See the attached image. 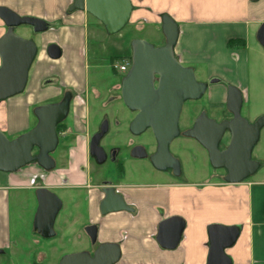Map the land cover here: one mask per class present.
<instances>
[{
	"label": "crops",
	"instance_id": "1",
	"mask_svg": "<svg viewBox=\"0 0 264 264\" xmlns=\"http://www.w3.org/2000/svg\"><path fill=\"white\" fill-rule=\"evenodd\" d=\"M70 1L0 0V6L21 16L42 18L50 25L36 34L38 43L32 38L37 45V54L23 92L0 102V130L5 134L16 137L29 130L34 117L31 116L32 107L58 96L63 87L78 95L90 96L92 93L83 64V42L88 35L89 18L93 16L81 10L69 12ZM130 1L133 10L129 23L152 24L162 40L161 15H169L178 24L174 47L177 59L185 66H192L195 72L201 70L200 66H208L204 74L197 77L200 80L210 76L222 80L215 90H211L209 98L214 92L224 97L226 84L238 87L244 98H250L248 90L243 89L249 86L250 58L246 53L249 47L253 50L260 47L257 42L252 43V37L264 22V0ZM230 39H241L245 46L230 48L227 46ZM52 43L60 48V56L53 60L46 54L47 46ZM263 93L258 92L259 98H264ZM209 98L212 103L220 100ZM74 125L81 127L79 119ZM71 166L74 169L75 165ZM62 172L59 171L61 175ZM42 173L35 165H25L14 172L0 171V249L3 252L12 251L14 247L10 240V204L17 200L19 191L27 192L34 200V212L29 217L33 221L37 205L35 189L43 184L61 185L47 179L39 183L37 178H41ZM255 176L258 179L249 178L237 184L213 176L198 182L168 176L164 181L152 183L121 180L115 184V189L126 204L134 207L133 212H111L102 216L95 199H91V209L86 215L88 220L98 224L99 241L119 244L120 258L116 264H206L208 228L222 225L224 221L227 225L222 226L240 227L242 224L234 244L225 249L232 264H264V170ZM71 183L75 184L74 181ZM58 189L64 190L66 202L72 200L74 206L80 203L78 193L69 192L71 188ZM173 216L184 221L182 236L176 247L162 248L156 241L158 227L163 220ZM66 221L64 226L69 224ZM77 243L79 249L72 252L86 250L82 243Z\"/></svg>",
	"mask_w": 264,
	"mask_h": 264
},
{
	"label": "water",
	"instance_id": "2",
	"mask_svg": "<svg viewBox=\"0 0 264 264\" xmlns=\"http://www.w3.org/2000/svg\"><path fill=\"white\" fill-rule=\"evenodd\" d=\"M257 1V0H250ZM81 10L98 20L107 34L120 31L130 19L133 6L130 0H73L69 12ZM0 20L5 31L0 35V102L23 92L30 67L37 54V45L33 39L17 34L15 28L20 25L32 27L34 32L48 29L49 23L42 18L21 16L6 6H0ZM160 29L164 43L154 46L142 38L130 42L131 64L121 80V96L125 105L139 113L129 124L132 133H141L150 129L157 143V150L150 155L152 166L158 170L173 169V175H179V161L169 152L170 143L178 136L193 138L207 152L209 164L214 169L223 168L226 174L222 180L226 183L243 182L258 168L259 163L251 159V152L258 141L259 132L264 127V114L254 122L241 116L242 94L234 85L226 87L227 111L232 114L230 120L216 122L201 112L191 128L180 131L179 118L187 100H198L206 92L207 82L198 81L195 70L183 65L174 54L178 39V24L167 14H162ZM256 41L264 49V22L257 28ZM51 59L60 56V48L52 43L46 48ZM218 78L209 83L218 82ZM71 93L55 103L37 105L32 109L36 123L29 130L9 139L0 130V171L14 172L21 167L36 162L46 170L53 169L54 159L50 153L58 141L56 126L67 115ZM229 143L225 149L218 145L225 133ZM104 131L93 135L90 141L92 154L101 153L99 139ZM38 152L32 154L33 148ZM146 157V154H142ZM102 162L103 158H98ZM100 201V213L132 211L125 204L121 194L114 187L103 189ZM37 208L32 221V230L41 237L55 235L53 228L55 217L62 202L58 196L45 187L35 189ZM184 221L176 216L163 220L156 236L162 248L177 246L182 236ZM96 226L85 227L92 244L96 240ZM240 232L238 226L211 225L208 228L209 253L206 264H232L225 249L232 246ZM0 253L3 250L0 249ZM120 258V246L117 242H100L94 250H80L63 254L58 264H116Z\"/></svg>",
	"mask_w": 264,
	"mask_h": 264
},
{
	"label": "flooded vegetation",
	"instance_id": "3",
	"mask_svg": "<svg viewBox=\"0 0 264 264\" xmlns=\"http://www.w3.org/2000/svg\"><path fill=\"white\" fill-rule=\"evenodd\" d=\"M72 2L73 0L70 1V5L72 4ZM70 5L68 6V8L70 7ZM22 26L29 27V29L34 35L41 33V32H37V33L34 32L32 30V27L28 25H20L16 27L15 30ZM49 27L50 25L48 26V28ZM103 30H104V27H103ZM160 45H162V43ZM119 49H122V47L119 46ZM130 54L131 53H128V54L127 53H122V54L115 53L108 57V62H109L108 72L106 74H103V72L98 71L96 73L95 82L91 86L87 82L89 88L92 90V93L90 96L78 95L72 89L68 87H63L61 88V91L58 94V96L53 97L52 99L39 104V105H42V104H47V103L58 102L63 98L65 92L69 91L71 93V98H70L66 118L61 123H58L56 126V133H57L58 141H57V145L55 149L50 153V156L54 159V162H55L54 168L50 170H46L45 168H43L36 162H31L27 164V165H35L38 169H40V171L43 172L42 177L37 178L39 180V183H44L45 181L44 179H47L49 181H58L61 183V185L57 187L47 186L45 184L39 187H45L49 189L50 191H52L53 188H56V189L71 188L72 190H75L79 196L81 195L83 191H85V195L83 197L80 196L81 201L77 206H74L75 202H73L72 200L64 204L62 200L58 197L62 202L61 208L58 211V213L65 206V208L68 211L71 210L72 212L75 209L79 211L83 210V212L88 214L89 210L91 209L89 201L91 199H95L97 210L99 214L102 215L100 213L99 204H100L101 199L104 196L103 189L106 187L115 188V184H117L121 180H124V177L127 172V167L128 166L129 168L133 167V165L131 164L132 162H134V164L136 165L139 161L145 160L151 165V167L155 171L161 174H164L172 179H181L184 177L180 160L177 156H175L170 151V149H169L170 154H172V156L177 158L179 161V175L178 176H174L172 174L173 173L172 168H167L161 171V170L155 169L152 166V164L150 163L149 157L150 155L156 152L157 143L150 129H146V131L149 130L151 132L152 138H153V145H148L145 142H143L142 140L143 132L132 133L129 130V124L133 120V118L139 113V110L129 109L125 105L124 100L121 96V87H122L121 80L125 76L128 69L121 71L117 69L116 65H118L121 60L128 58V55L130 56ZM130 61H131V58H130ZM86 75L88 76V71L86 72ZM214 78H216V76L215 77L210 76L206 78L205 80H200L197 78L198 81H204L208 83L205 94L208 92V88H210L212 84L221 83V80L218 77H217L219 79L218 82L209 83V81ZM228 85L229 84H226V87ZM226 87H225V95L223 97L224 100L220 98L219 101L215 102V104L217 105L215 108L216 109L215 115L207 113L204 107H200V109L197 112H195L194 118L190 120V123L188 124V126L184 128L179 127L180 131L191 128L195 118L203 111L206 113V116L208 118L214 119L216 122H220L222 120H230L232 118V114L229 111H227L226 106H225ZM244 99L245 98L243 97V94H242V105L244 103ZM191 101H194V100H191ZM242 105H241V108H242ZM35 106H33L32 109ZM240 113H241V110H240ZM258 117H256L252 121L249 120V122L251 123L254 122ZM76 119H79L81 123V127L80 126L75 127L74 122ZM35 123H36V118H35ZM263 128L264 127H262L259 132L258 141L260 139L261 131ZM102 130L104 131V133L100 137L99 144H98L100 148L102 149V151L98 155L92 154L90 150V141L93 135L100 133ZM195 142L197 141L195 140ZM228 143H229V135L226 132L224 134V137L219 142V145H218L219 150L225 149ZM37 152H38V149L34 147L32 154H36ZM142 154H146V157H142ZM98 158H103V161L98 162L97 161ZM251 159L254 161H257L259 163V166L257 170L252 175H250L247 179L255 176L261 169L264 168V163H263L264 161H262V159L260 158L253 157L252 152H251ZM71 164L75 165L74 169L71 168L72 167ZM134 168H137V166H134ZM60 170H63L62 175L59 173ZM225 174H226V171L223 168H220V169L212 168V176L215 178L222 179V177ZM113 179H115L116 182H113L114 181ZM71 181H74L75 184H72ZM128 206L132 209V211H127V212H133L134 207L131 205H128ZM36 208H37V205H36ZM67 219L68 221L66 223L68 224L71 220H73V217L70 216ZM54 223H55V220H54ZM89 225H95L97 228L96 230H98V224L87 219L86 222H84L81 226L82 232L90 244V248L88 250L92 252L94 248L96 247V245L100 243L101 241H99L98 236L96 234L95 243L92 244L90 242V238L84 230L85 227ZM53 228H54V224H53ZM76 238L77 240H79L77 236Z\"/></svg>",
	"mask_w": 264,
	"mask_h": 264
},
{
	"label": "rangeland",
	"instance_id": "4",
	"mask_svg": "<svg viewBox=\"0 0 264 264\" xmlns=\"http://www.w3.org/2000/svg\"><path fill=\"white\" fill-rule=\"evenodd\" d=\"M140 23L141 22L131 24L128 22L120 31L114 34H107L104 32L102 25L95 18H89L88 35L83 42L85 53L83 64L86 69H88L87 79L90 86L94 84L98 71L103 72V74L108 72V57L110 55L115 53H131L130 42L132 39L142 38L152 43L154 46L164 43L160 32L157 31L152 24ZM4 31V25L0 20V33ZM15 31L17 34L22 35V37L34 38L37 43L39 42L38 35H34L27 26L19 27ZM256 42V38L253 35L252 43L256 44ZM119 46H121L122 49H119ZM246 54L250 58L249 84L247 83L249 86L246 85L243 89L245 91L248 90L250 98L244 99L241 114L248 121H252L264 113V98H259L257 95L258 92H264V49L261 46L257 50H253L252 47H249L248 53ZM207 67L205 66V68ZM205 68L204 66H200L201 70L195 72L196 78L204 74ZM216 85L217 84H212L211 87L208 88V92L202 98L184 102L179 120V127L184 128L188 126L190 120L194 118L195 112H197L200 107H204L209 114H216L215 108L217 105L215 102L212 103L208 101V95L211 90L217 88ZM214 93L213 96L211 95L212 98H209L210 100L217 101L218 98L224 100L221 93ZM31 116H33V114H31ZM34 124L35 117H32L31 125L33 126ZM6 135L9 139L15 137L10 134ZM142 140L148 145H153L152 134L149 130L143 132ZM169 149L179 158L182 165L183 176L186 180L198 182L207 177L212 178V167L209 164L207 153L195 142V140L189 137L178 136L170 143ZM252 156L264 161V128L261 131L258 143L253 148ZM131 164L133 167H127L124 181L152 183L166 180V175L155 171L145 160L139 161L136 165L134 162ZM134 166H137V168H134ZM262 170H264V168ZM251 179H258V177L255 176L249 180ZM113 180V182H116L115 179ZM52 191L64 204L66 203V194L63 192L64 190L52 189ZM69 192L76 194L75 190H70ZM84 195L85 191H83L80 196L83 197ZM34 206V200L31 195H28L25 191H19L17 200L10 204L12 214L10 240L14 247L12 251L8 250L7 252L0 253V264H57L63 254L79 249L80 245L77 242L82 243L81 246H84L87 250L90 248V244L81 228L82 224L86 222L87 219V215L83 210L79 211L75 209L72 212L69 210V212L64 206L55 219V236L44 238L34 232L32 226H30V224L32 225V221H30L31 219L29 217L30 213L32 211L34 212ZM69 215L73 217V220H71L68 225L64 226V221L68 220L66 217ZM225 223L226 221L222 222V225H227ZM239 225L242 226V224ZM241 226L239 228H241ZM76 236H78L79 240H77Z\"/></svg>",
	"mask_w": 264,
	"mask_h": 264
},
{
	"label": "trees",
	"instance_id": "5",
	"mask_svg": "<svg viewBox=\"0 0 264 264\" xmlns=\"http://www.w3.org/2000/svg\"><path fill=\"white\" fill-rule=\"evenodd\" d=\"M227 46L230 48H233V47L243 48L245 46V42L241 39H230L227 42ZM128 58L130 59L129 55H128Z\"/></svg>",
	"mask_w": 264,
	"mask_h": 264
},
{
	"label": "built area",
	"instance_id": "6",
	"mask_svg": "<svg viewBox=\"0 0 264 264\" xmlns=\"http://www.w3.org/2000/svg\"><path fill=\"white\" fill-rule=\"evenodd\" d=\"M131 64V61L129 58L123 59L120 61V63L118 65H116L117 69L124 71L127 70L129 68Z\"/></svg>",
	"mask_w": 264,
	"mask_h": 264
}]
</instances>
